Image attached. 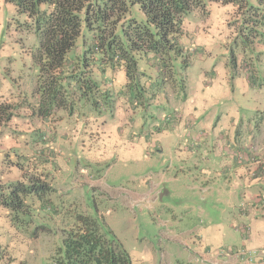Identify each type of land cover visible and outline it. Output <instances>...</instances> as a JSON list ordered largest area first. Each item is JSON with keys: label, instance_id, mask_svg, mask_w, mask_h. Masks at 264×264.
<instances>
[{"label": "rangeland", "instance_id": "rangeland-1", "mask_svg": "<svg viewBox=\"0 0 264 264\" xmlns=\"http://www.w3.org/2000/svg\"><path fill=\"white\" fill-rule=\"evenodd\" d=\"M208 11L210 14L205 17L192 14L187 17L183 44L191 67L184 72L177 64L176 70L167 76L169 91L157 101L168 98L174 101L173 95L182 91L180 81L185 73L189 80H200L203 73H209L215 85L223 80L225 70L228 81L235 82L237 69L244 65L249 77H256L254 67L263 73L264 65L256 63L258 56L254 55V66L250 64L249 56L253 54L244 50L239 38L243 26L237 9L214 3ZM12 12V8L0 0V107L5 104L12 107L6 109L7 114L3 116L11 112L10 121L0 125V193L7 195L19 181L29 184L24 177H30L29 185L47 186L45 198L51 197V200L40 212L39 202L31 203L30 199L19 213L0 205V264H49L62 246L64 231L75 223L78 215L103 220L100 221L134 264H202L193 256L200 252L195 247L202 229L208 227L211 232L221 227L233 231L232 242L218 249V255H230L244 264H256L264 259V184L255 187L249 196L246 195L248 189L241 186L233 200L222 198L220 193L224 187L218 184L224 179L216 177L217 172L222 171L219 162L212 163L210 155L199 154L197 163L187 167L190 172L185 171L186 179H180L186 176L181 174V167L172 165L167 156L160 157L152 141L120 151L116 143L120 140L115 133L111 136L114 129L103 130V120L99 121L102 114L97 115L87 106L77 110L72 119L67 112L63 116L52 112L43 119L36 95L40 67L34 55L38 41L33 34L4 32ZM137 15L140 17L139 13ZM77 44L80 45L81 40ZM81 51L79 48V54ZM75 53L76 49L70 56ZM233 56L237 59L235 65ZM95 72L97 74L99 69ZM140 73L138 78H141ZM146 88L150 90L152 86L149 84ZM198 96L197 103H201L199 100L205 97L201 93ZM124 98L116 94L113 108L106 109L107 112L99 99L102 113L110 116L108 121L116 117L117 108L123 106L119 102ZM141 101H137L139 116L144 113ZM153 101L155 99H149ZM225 102L228 103L221 101V105ZM164 107L161 104L157 109L148 108L147 113L161 116ZM128 108L132 110V104ZM61 126L65 133L57 138L55 130ZM42 130L46 132L42 140L32 137V133ZM135 139L139 144L146 141L140 135ZM71 145L73 150L68 151ZM140 147L144 149L138 151ZM18 157L27 160L24 172L18 168ZM204 169L211 175H202ZM202 182L211 188L203 191ZM155 186H160L159 192H162L157 199L149 192L143 201L136 197ZM253 213L260 214L254 217ZM234 220L239 227H234ZM225 235L228 236L227 232ZM247 235L250 243L244 246L241 239ZM216 241L219 242L218 237ZM210 249L208 254L215 253Z\"/></svg>", "mask_w": 264, "mask_h": 264}, {"label": "trees", "instance_id": "trees-1", "mask_svg": "<svg viewBox=\"0 0 264 264\" xmlns=\"http://www.w3.org/2000/svg\"><path fill=\"white\" fill-rule=\"evenodd\" d=\"M4 1L13 11L4 32L7 30L8 35L13 31L33 34L38 41V51L34 55L40 67L36 95L43 119L55 112L61 116L67 112L72 117L85 106L101 115L100 100L105 112L111 111L116 90L103 83L102 75L108 73V80L112 82L113 76L121 72L125 75V85L119 89L124 91L126 99L143 100L140 104L144 108L143 117H146L152 104L149 99L164 96L161 90L168 82V74L176 70L177 64L184 72L189 68L183 44L187 17L191 14L208 16L211 4L232 5L237 9L243 26L238 35L244 50L253 52L256 44H264V0ZM78 40H81L80 45ZM79 48H82L80 54ZM75 49V55L70 56ZM236 61L233 56V65ZM139 72L141 78L137 76ZM180 82V88L184 89L182 80ZM149 83L155 85V89H147ZM6 109L12 107L6 104L0 107V125L12 117L11 112L3 117ZM173 117L167 121H175ZM35 136L42 140L46 132L32 133V137ZM26 162V158L18 157V168L22 172L28 166ZM24 178L31 183L30 177ZM29 184L19 181L7 195L0 193V205L19 213L30 199L31 203L39 202L40 212L51 200V197L45 198L47 186ZM100 220L78 215L75 223L64 231L62 246L49 264H134Z\"/></svg>", "mask_w": 264, "mask_h": 264}, {"label": "crops", "instance_id": "crops-1", "mask_svg": "<svg viewBox=\"0 0 264 264\" xmlns=\"http://www.w3.org/2000/svg\"><path fill=\"white\" fill-rule=\"evenodd\" d=\"M250 53L253 54V57L249 56V62L252 66L256 60L254 55L257 56V54L260 56L256 63L264 65V44H256L253 52ZM148 66L152 73L151 64ZM189 68L185 72H188ZM155 69L160 72L159 68L156 67ZM254 70L256 77L255 75L249 77L246 74L245 65L242 68L239 67L234 79L235 82L228 81L229 75L225 70L223 80L217 85H215L216 81H211L209 73H203L200 80H189L188 74L185 73L181 79L182 83H185L184 89L173 95L174 101L166 95L169 100L162 99L160 101L159 99L160 103L156 100L163 97L160 95L150 104V109H157L161 104L165 106L161 116H154L150 112L147 113L146 117H143V114L139 116L137 100L124 98L119 102L123 106L117 108L116 117L113 118V121H108L107 118L110 117L108 113L99 116V121L103 120V128H105L103 130L107 132L112 129L115 130L111 136L114 137L115 133V137L120 140L119 142L116 141L120 151L134 149L135 145H145L148 141H152L155 143L154 148L159 156L163 158L167 156L172 160V165L180 166L182 175L186 174V170L188 173L190 172L187 167L197 163L199 154L202 157L210 155L212 163L219 162L218 167L222 171V173L217 172L216 174L218 179H224L223 183L219 182L218 184V186L224 187V191L220 193L221 197L233 200L238 195L241 186L248 189L246 195L249 196L255 187H259L261 183L264 184V71L261 73L255 67ZM124 76L123 72L115 74L113 76L114 81L111 82L108 80L107 73L102 75L103 83L111 90H116V94L121 96L124 91L119 88L125 85ZM149 84L151 85V83ZM167 85L169 83L162 88L161 94H166L169 91ZM153 86L152 89H155ZM200 93L205 99L203 98L199 100L201 103H197V100L200 99L198 96ZM223 100L228 101V103L225 102L224 105H221ZM129 104H132V110L128 108ZM175 115L179 116L178 120L167 121V118ZM74 117L75 115L71 119ZM68 119L70 120V117ZM168 122L169 124H167ZM55 131L57 138L65 133L64 127L57 128ZM138 135L145 137L146 141L144 140L142 144L137 143L135 138ZM70 147L68 151L73 150V146ZM142 148L140 147L138 151L144 149ZM84 156L88 159L86 154ZM212 168L209 170L211 171ZM210 171L204 169L202 175L205 173L211 175ZM186 177L187 174L185 178L180 179H186ZM201 185L203 191L211 188L205 182H202ZM159 189L160 186H155L153 190L147 191L145 194H136V197L143 201L149 192L150 196L152 195L157 199L162 195ZM259 214L253 213L251 216L257 217ZM233 225L236 227L239 224L234 220ZM226 232L228 236L225 235ZM233 236V231L229 227H221L212 232L209 231V227L202 229V236L199 240L197 239L198 244L195 247V250L200 252L195 254L193 258L197 257L196 259L201 260L202 264H210L209 262L211 264H244L230 257V255H218V249L223 245L228 246V243L232 242ZM216 237H218L219 242L216 241ZM241 242L242 245L247 246L250 243L248 235L241 239ZM210 248L215 250V253L208 254L207 251ZM256 264H264V259L257 261Z\"/></svg>", "mask_w": 264, "mask_h": 264}, {"label": "built area", "instance_id": "built-area-1", "mask_svg": "<svg viewBox=\"0 0 264 264\" xmlns=\"http://www.w3.org/2000/svg\"><path fill=\"white\" fill-rule=\"evenodd\" d=\"M174 119H175V121L178 119V116L177 115H175L174 117H173ZM241 159H243V157H240ZM251 258H253V257H251Z\"/></svg>", "mask_w": 264, "mask_h": 264}]
</instances>
